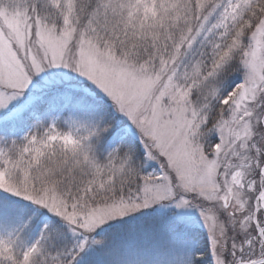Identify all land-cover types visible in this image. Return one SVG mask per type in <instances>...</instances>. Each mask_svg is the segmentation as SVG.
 <instances>
[{
	"label": "snow or ice",
	"instance_id": "snow-or-ice-1",
	"mask_svg": "<svg viewBox=\"0 0 264 264\" xmlns=\"http://www.w3.org/2000/svg\"><path fill=\"white\" fill-rule=\"evenodd\" d=\"M0 264H264V0H0Z\"/></svg>",
	"mask_w": 264,
	"mask_h": 264
}]
</instances>
